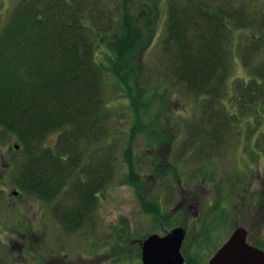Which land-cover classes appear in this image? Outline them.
<instances>
[{
    "label": "trees",
    "instance_id": "trees-1",
    "mask_svg": "<svg viewBox=\"0 0 264 264\" xmlns=\"http://www.w3.org/2000/svg\"><path fill=\"white\" fill-rule=\"evenodd\" d=\"M162 1L21 0L0 30V145L11 150L6 165L18 195L30 193L52 203L53 217L66 231L96 225L99 194L117 168L106 75L125 91L122 97L135 115L132 137L152 127L147 96L157 99L164 92L161 108L170 118L168 83L204 101L206 113L211 112L208 122L213 116L231 121L251 109L262 115L264 62L253 61L258 53L264 55V14L259 21L246 17L232 0H168L165 6ZM162 13L165 32L157 66L147 69L144 54ZM233 27L251 28L249 45L241 48L247 80L232 77L228 42ZM224 95L232 100L231 112L218 107ZM214 126V133L189 132L183 153L199 142L198 135L220 142L223 132ZM131 143L124 158L130 184L140 193L143 179L134 172ZM199 144L201 150L208 145L205 139ZM167 166L155 164L156 176L167 175ZM0 264H9L3 251Z\"/></svg>",
    "mask_w": 264,
    "mask_h": 264
},
{
    "label": "rangeland",
    "instance_id": "rangeland-1",
    "mask_svg": "<svg viewBox=\"0 0 264 264\" xmlns=\"http://www.w3.org/2000/svg\"><path fill=\"white\" fill-rule=\"evenodd\" d=\"M20 1L0 0V30ZM167 1L163 0L162 5ZM232 1L235 8H243L246 17L255 15L259 21L264 14V0ZM163 16L160 15L155 38L144 54L147 69L157 66L156 52L165 32ZM101 20L105 25V15ZM233 29L228 42L232 77L247 80L250 72L244 65L241 48L249 45L251 28ZM99 60L105 62L103 56ZM263 62L264 55L258 53L253 64ZM153 79L156 81L158 77ZM234 79L230 84L238 93L239 85ZM167 87L170 118L163 115L161 108L164 92L157 99L147 96L150 109L146 115L152 127L132 137L135 115L127 105V98L122 97L125 91L111 75H106L105 99L112 112L113 126L110 142L116 144L117 168L111 183L99 194L98 221L93 227L66 231L53 217L52 203L30 193L14 194L17 187L6 165L11 150L5 144L0 145V252L7 254L9 264H143L141 242L152 233L164 235L176 226L187 229L183 245L186 259L189 256L197 260H192V264H207L236 227L251 229L250 221L257 209H253L251 216L247 202L261 187L264 176V109L262 115L254 114L252 109L246 113L240 110L231 121L213 116L211 123L208 122L211 112L206 113L204 101L183 94L170 83ZM231 102L226 95L221 97L220 111H233ZM215 123L223 132L220 142L216 144L214 136L210 140L206 135H198L199 142L207 141L206 150L199 152L197 142L183 153L189 132L214 133ZM161 132L166 135H160ZM49 139L56 138L51 135ZM129 140L134 172L143 179L140 193L130 184V169L124 158ZM214 144L213 150L210 145ZM156 153L161 158H156ZM159 162L170 168L167 175L156 176L155 164ZM184 196L189 197L192 205L188 209L178 207ZM254 201L261 204L262 194H255ZM258 215L261 217L260 212ZM259 226L253 228L252 236L264 248V224ZM187 264H191L188 259Z\"/></svg>",
    "mask_w": 264,
    "mask_h": 264
},
{
    "label": "water",
    "instance_id": "water-1",
    "mask_svg": "<svg viewBox=\"0 0 264 264\" xmlns=\"http://www.w3.org/2000/svg\"><path fill=\"white\" fill-rule=\"evenodd\" d=\"M19 149V145L16 144ZM14 194H17L14 191ZM187 230L178 226L165 235L150 234L141 242L143 264H186L182 247ZM207 264H264V250L248 242V230L237 227Z\"/></svg>",
    "mask_w": 264,
    "mask_h": 264
},
{
    "label": "flooded vegetation",
    "instance_id": "flooded-vegetation-1",
    "mask_svg": "<svg viewBox=\"0 0 264 264\" xmlns=\"http://www.w3.org/2000/svg\"><path fill=\"white\" fill-rule=\"evenodd\" d=\"M255 194L256 195L262 194V203L261 204H258L259 200H258L257 203H255V201H254V195ZM251 196H252L250 198L251 200L247 202L250 205L249 212L251 213V216H252L253 209L256 208L257 209V213L253 216L252 220L250 221L251 222V229L247 228V230H248L249 241L250 240L254 241V238L252 236V231H254L253 228H255L256 226L264 224V219H263V217H264V176L261 179V187L258 190L254 191ZM241 198L247 200V197H244L243 195H241ZM191 206L192 205H191V202L189 201V197H185V196L183 197V199L178 204L179 208L180 207H185L186 209H188ZM174 210H176V209H174ZM259 212L261 213V217H259V215H258ZM259 229H260V226H259Z\"/></svg>",
    "mask_w": 264,
    "mask_h": 264
}]
</instances>
